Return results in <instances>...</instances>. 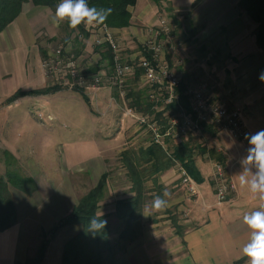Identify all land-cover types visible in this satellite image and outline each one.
Instances as JSON below:
<instances>
[{"label":"crops","instance_id":"1","mask_svg":"<svg viewBox=\"0 0 264 264\" xmlns=\"http://www.w3.org/2000/svg\"><path fill=\"white\" fill-rule=\"evenodd\" d=\"M195 1L169 0L177 10L191 7ZM131 10L132 24L112 30L122 45L134 49L138 41L143 43L150 36L149 28L157 26L162 16H159L158 6L152 0H138ZM54 14L55 11L46 6L26 2L21 14L0 32V150L10 151L20 162H24L25 155L28 156L25 152V117L32 121L40 130L43 153L30 159L35 161L36 169L39 167L43 171L31 177L35 179L37 174L45 175L42 179L50 186L43 191L44 183L36 178L38 190L32 194L10 187L18 219L11 228L0 231V264L25 262L30 257L31 234L36 230L35 226L47 229L69 214L79 201L75 197L77 192L91 184L90 181L96 179L97 184L107 172V160L116 152L120 141L127 138L130 130L133 133L139 130L134 124L135 119L126 115L125 102L121 103L111 96L110 87L86 91L94 131L89 139H67L60 129L72 125L63 123L57 110H51L45 116L40 111L38 115L42 118L32 114L34 108L41 110L47 106L50 109L47 99L57 102L65 97L60 93L67 90L45 95H21L14 102L8 100L20 90L51 86L43 67L45 56L42 45L63 33V22L54 23ZM86 28L90 35L83 39L84 47L81 49L87 53L86 56H90L92 52L96 54L93 44L97 27ZM76 34L72 33L73 40ZM70 50L71 45L67 48L68 52ZM138 54H133L131 58ZM121 104L124 107H120ZM245 120L250 134L255 133L250 125L256 120L249 116ZM212 136V144L208 148H215L225 156L226 171L236 187L233 197L225 202L218 200L214 178L217 161L207 154L196 155L197 167L204 178L201 183L195 181L197 195L190 197L186 191V197L180 195L166 205L170 207L180 202L178 211L187 214L184 220L177 222L181 233H178L179 229L169 213L149 220V214L145 212L143 234L127 246L126 251L118 256L116 264H247V258L238 263L245 258L241 249L249 237L243 216L257 210L260 204L247 188L238 183L237 175L242 171L240 160L247 154L248 141L237 140L228 133ZM38 142L40 144V140ZM59 169L64 171L65 176L60 183L55 178ZM179 177L177 169L172 167L158 174L155 182L163 187L174 183L178 186Z\"/></svg>","mask_w":264,"mask_h":264},{"label":"rangeland","instance_id":"2","mask_svg":"<svg viewBox=\"0 0 264 264\" xmlns=\"http://www.w3.org/2000/svg\"><path fill=\"white\" fill-rule=\"evenodd\" d=\"M238 2L239 0H196L191 7L184 10H177L168 2L159 8V16L167 19L172 26L170 36L167 38L166 52L170 65L179 74L181 81L190 87L204 85L207 94L212 96L213 100L227 102L230 105L236 103L242 106L245 123V119L248 116L255 119L256 122L253 121V125H250V127L254 132H257L264 129V81L259 79L260 74L264 73V51L256 42L257 24L239 7ZM62 30L63 33L59 38L49 39L43 45L41 44L44 51L52 54L58 46L63 45L66 48V52H68L67 48L71 45L72 50L68 52L69 55L73 54L76 57L82 55L83 64L89 65L91 61L92 68L104 69L107 67L108 69L109 60L103 57L104 51L101 48L95 47L93 44L94 46H92L96 48L94 50L96 54L92 52L94 54L93 58L91 57L92 53L90 56H86L85 54L87 53H83L80 48L77 49L75 41L70 38L71 34L66 20L62 23ZM141 48L142 43L139 41L134 49L127 45H122V53L125 59L128 60L133 54L140 52ZM61 89L69 90L68 93L67 91L60 93V95L65 96L64 98L57 100V102L47 99L51 104L50 109L47 106H44L41 110L34 108L32 114L42 118V116L38 115L40 111L45 116L51 110H57V114H60L63 118V123L72 125L69 128L62 127L60 129L67 139H89L91 134L94 135V131L91 126L92 120L88 103L80 92L68 88ZM110 89L111 96L123 103V96L120 90L114 87H110ZM131 91L144 92L145 100L149 101L146 95V85L139 76L136 79L131 78L129 81L124 96L125 98L127 96L128 99L126 98V101L128 104L133 102V96L129 97L128 95ZM70 94L71 96H69ZM121 106L124 107L123 104ZM46 122L49 123L50 121L46 120ZM134 122L136 128L139 127L137 133H133L130 130L127 138H123L118 144L116 152L111 159L107 160L108 185L99 212L101 214H109L108 221L112 231L111 238L114 241L118 239L119 232L123 228L121 220L115 215L116 202L119 199L134 195L131 191L132 185L127 175V169L121 161L120 154L122 151L119 152L118 150L124 147L139 149L147 146L152 141L151 133L146 128L140 127L136 121ZM25 123L27 125L24 137L25 152L28 156L25 155L24 162L18 160V164L16 167L13 166L12 169H18L23 176L31 177L36 172L43 171L39 167V170L36 169L35 161L30 159V157L38 158L42 155L43 151L41 149L43 145L42 140L39 139L40 130L38 126H35L26 117ZM35 135L38 137H35ZM213 137L206 131L193 133L190 136L196 146L200 145L202 147L211 146ZM38 140H40V144ZM6 172V156L0 150V174H5ZM57 173L59 175L56 174L55 178L60 183L65 179L64 171L62 172L59 169ZM44 176L40 174L34 176L35 179L37 178V180L44 183L42 186L43 191L48 190L50 187L45 180L43 181L42 178ZM95 176L97 177V173ZM90 183L77 192L75 197L80 199L82 193H85L88 189L91 190L97 185L96 179L93 182L90 181ZM177 184L178 186L174 183L163 187L158 185L153 178L148 179L144 213L147 212L149 214V220L156 219L158 215L165 212L169 213L173 220L175 219L177 222L185 219L184 215L178 211L180 202L172 204L170 207L166 206L162 211H150L146 207L156 196L163 197L167 200V203L180 195L186 197L187 193L182 180L179 179ZM165 191L170 193L168 197L163 196ZM35 229L31 234L30 257L36 256L43 240L44 231L50 230L51 227L48 226L45 229L35 226ZM80 229L79 225H69L58 232L46 252L44 260L46 264H62L65 243L75 236Z\"/></svg>","mask_w":264,"mask_h":264},{"label":"trees","instance_id":"3","mask_svg":"<svg viewBox=\"0 0 264 264\" xmlns=\"http://www.w3.org/2000/svg\"><path fill=\"white\" fill-rule=\"evenodd\" d=\"M138 0H87L90 7L111 8L112 12L102 25L111 28H125L132 24L133 13L131 8L137 4ZM157 6L166 5L169 0H152ZM32 2L35 5L46 6L55 11L61 0H0V32H2L11 22H13L22 12L23 5ZM241 7L246 14L257 24L256 42L264 51V0H239ZM68 23V22H67ZM69 25V24H68ZM96 25V27L102 26ZM70 28V27H69ZM70 34L77 32L74 39L77 49L83 48V39L88 38L90 33L85 24L77 28H70ZM71 38V36H70ZM104 47H107L106 45ZM44 56L46 52L43 51ZM103 57L112 61V50L105 49ZM98 68L94 69L97 70ZM187 84L181 81L179 90L184 92ZM62 90L59 86H48L42 89L30 91H18L8 100L14 102L21 95H45ZM80 92L84 100L89 104L88 95L83 89H76ZM144 92L131 91L128 95L132 97L131 107L138 111L151 109V104L144 98ZM182 104L189 108L188 97L182 95ZM146 107V108H145ZM170 108L176 109L173 105ZM204 131L211 135L216 133L210 127H205ZM198 150H197V148ZM7 163V172L0 174V231H5L16 224L18 219L17 207L14 202L10 187L13 186L23 190L27 194H32L38 190L36 181L30 176H23L18 169H12L18 164L16 156L8 150H4ZM207 154L211 159L226 166L225 156L215 148L206 146H196L190 138L179 144H172L169 150L162 146L150 142L147 146L139 149L127 147L121 152V161L127 169V175L131 181V191L133 196L119 199L116 202L115 215L123 224L116 241L111 238V227L108 221L109 214L99 212L101 202L104 199L109 173H104L95 187L83 195L71 212L62 217L50 230L44 231L43 240L38 248L36 256L29 257L25 262L17 264H42L46 257V252L53 238L64 227L69 225H79L80 231L68 240L64 245L62 264H116L120 253L126 251L127 246L137 240L144 230V210L147 198L146 183L148 179L156 180L158 174L175 166L179 161L198 183L204 178L197 167L195 156ZM100 217L107 220V225L103 231L93 234L88 231V224L92 217ZM181 233L177 220H173ZM246 257L240 260L241 263Z\"/></svg>","mask_w":264,"mask_h":264},{"label":"built area","instance_id":"4","mask_svg":"<svg viewBox=\"0 0 264 264\" xmlns=\"http://www.w3.org/2000/svg\"><path fill=\"white\" fill-rule=\"evenodd\" d=\"M172 26L162 17L157 26L149 28L150 36L142 43L137 56L125 59L122 53V44L111 27L102 25L94 32V45L102 51L112 50V61L108 69L94 70L83 64L82 57L69 55L63 45L45 56L43 67L51 86L56 85L70 90L100 89L114 87L120 90L126 104L125 113L131 116L140 125L146 128L152 136L153 143L169 150L172 144H179L190 139L193 133L204 131L210 127L216 134L229 133L237 140L246 142V134H250L244 121L243 107L238 104L230 105L227 102L213 100L207 94L204 85L186 86L180 92L181 77L172 68L167 57L166 43ZM107 47H104V46ZM102 58V55H101ZM139 76L145 83L148 102L151 109L139 112L127 103L125 93L131 78ZM188 97L189 108L182 104L181 97ZM177 106L176 109L170 106ZM175 168L179 178L190 197L197 195L195 180L189 175L185 167L176 161ZM215 190L220 202L231 199L236 192L235 184L226 171V167L215 162L214 170ZM184 217L187 214L184 213Z\"/></svg>","mask_w":264,"mask_h":264},{"label":"clouds","instance_id":"5","mask_svg":"<svg viewBox=\"0 0 264 264\" xmlns=\"http://www.w3.org/2000/svg\"><path fill=\"white\" fill-rule=\"evenodd\" d=\"M111 12V8L90 7L87 0H61L56 6L53 22L58 24L66 20L73 29L81 24L102 25ZM259 79L264 81V73L260 74ZM245 139L249 147L247 154L240 160L242 171L237 175L238 183L242 188H247L260 204L257 210L243 216V222L249 229V237L241 251L247 258V264H264V129L246 134ZM169 195L167 191L163 193L164 197ZM166 205V199L156 196L146 207L150 211H162ZM106 225L107 220L94 216L87 228L95 234L103 231Z\"/></svg>","mask_w":264,"mask_h":264}]
</instances>
